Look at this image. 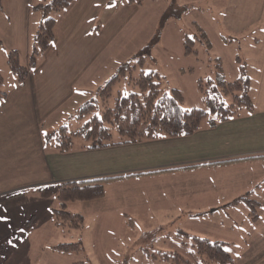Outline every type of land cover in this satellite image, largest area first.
<instances>
[{
  "label": "crops",
  "instance_id": "obj_1",
  "mask_svg": "<svg viewBox=\"0 0 264 264\" xmlns=\"http://www.w3.org/2000/svg\"><path fill=\"white\" fill-rule=\"evenodd\" d=\"M48 1L1 0L0 41L14 48L22 65H27L33 17L41 18L32 6ZM143 1L72 0L53 13L54 38L28 76L19 81L10 70L14 85L0 95V195L31 191L0 199V242L11 241L0 264L56 263L61 256L52 246L64 242H56L63 230L51 211L57 183L114 174L101 197L68 202L81 205L82 211L73 210L84 221L93 220L87 238L105 262L116 231L126 225L124 216L182 208L193 223L200 221L199 234L227 242L232 264H264V105L243 107L213 126L205 120L184 136L93 149L79 142L67 152L43 146L42 132L66 124L74 108L115 74L114 59L101 53L130 26ZM244 35L245 55L251 49L264 81V17ZM156 168L162 170L124 176ZM242 195L256 202V218L244 200L234 201ZM8 221L9 232L1 231ZM47 250L53 255H44Z\"/></svg>",
  "mask_w": 264,
  "mask_h": 264
},
{
  "label": "rangeland",
  "instance_id": "obj_2",
  "mask_svg": "<svg viewBox=\"0 0 264 264\" xmlns=\"http://www.w3.org/2000/svg\"><path fill=\"white\" fill-rule=\"evenodd\" d=\"M138 10L129 23L130 26L118 34L114 42L101 53V56H110L114 59L115 72L124 64L132 66L134 76L139 70L155 71L164 90L177 88L181 91L183 96L181 105L184 108L207 109L203 95L197 87L198 80L206 82L215 79L217 71H222L225 81L236 79L239 76V63L235 56L239 55L243 58L251 77L249 94L253 105L263 107L262 68L257 60L252 58L251 49L247 50L248 56L245 55L248 45L244 35L247 30L249 32L252 30L258 19L264 17L263 0H144ZM32 12L38 14L35 10ZM34 19L33 17V24L30 25L32 29L30 49L34 45L35 30L41 18H38V21ZM186 37L190 38L189 45L196 52H184L183 42ZM3 42L4 40L0 41L2 92L6 86L9 88L14 85L13 80L9 78L11 69L7 63L8 52L14 48H9V45ZM15 45H18V42ZM257 68L259 72L256 71ZM97 91L98 89L93 92L94 96ZM130 91H137V88L124 77L115 82L112 95L126 94ZM65 121L70 129H76L82 124V120L75 116H70ZM112 139H118L115 130ZM85 141L80 136L74 139L75 144ZM44 144L43 141V146ZM77 204L79 203H67L66 210L74 212L73 209L77 207L82 211L81 205ZM137 212L139 214L123 217L126 225L116 231L112 242V256L106 262L96 255L92 242L87 238L93 228L91 217L85 218L80 229H60L63 231L57 236L60 240L56 242L69 241L73 238L72 241L79 240L84 249H79V255L76 253L78 250L69 253L58 251L56 254L61 257L54 264H71V261L78 258L84 261L82 264H171L163 260L157 251H177L191 257L190 238L179 233V230L201 235L199 234L201 227L197 225H201L200 221L193 223L186 215V210L182 208L159 213ZM11 227L8 221L1 231L9 232ZM63 232L65 237L62 236ZM10 244V240L0 242V253H4ZM47 253L53 255L48 250L44 255Z\"/></svg>",
  "mask_w": 264,
  "mask_h": 264
},
{
  "label": "trees",
  "instance_id": "obj_3",
  "mask_svg": "<svg viewBox=\"0 0 264 264\" xmlns=\"http://www.w3.org/2000/svg\"><path fill=\"white\" fill-rule=\"evenodd\" d=\"M71 1L49 0L32 6L33 10L40 12L41 20L35 30L34 45L28 54V65L25 66L19 62L17 52L14 49L8 52L7 57V63L19 81L28 76L29 70L36 65L38 57L52 43L55 23L53 13L67 6ZM130 1L140 3L142 0ZM190 42V38L186 37L183 42L185 53L196 52L190 47ZM141 59L142 56L139 59L140 62ZM236 60L239 63V76L236 79L225 81L222 71H217L215 79H209L206 82L198 80L197 87L203 95L207 109L184 108L181 105L183 99L181 91L177 88H171L169 91L164 90L161 87L157 72L139 70V73L134 76L131 65H121L117 72L98 89L96 96L89 97L72 111V116L81 119L82 124L76 129H70L67 124H62L46 131L42 134L44 145L56 152H67L72 149L74 138L79 136L86 140L85 147L89 149L137 143L160 137L184 136L198 130L207 117V125L213 126L218 122L239 115V110L243 107L251 110L253 103L249 94L250 77L243 58L236 55ZM124 77H126L127 82H131L137 88V91H130L126 94L118 93L113 96V85ZM2 81L3 77L0 74V86ZM0 95H2L1 89ZM113 130L117 132L118 139H112ZM159 170L162 169L132 172L124 174V176ZM115 176L117 175L94 176L58 182L55 195L56 205L51 206L55 226L59 229H80L84 222L83 215L66 210V204L71 201L101 197L104 193L106 180ZM28 191L31 189L5 192L0 195V199L14 197ZM238 199L247 203L251 218H256V202L246 195H242L234 201ZM179 233L190 238L191 257L189 258L177 251H157L158 255L166 262L171 264L233 263V257L225 248L226 241L191 234L182 229L179 230ZM81 247L79 240L59 242L52 246L54 250L59 252L76 251Z\"/></svg>",
  "mask_w": 264,
  "mask_h": 264
}]
</instances>
